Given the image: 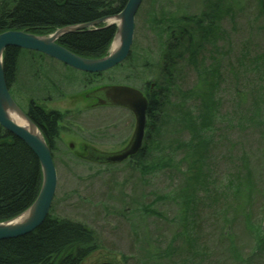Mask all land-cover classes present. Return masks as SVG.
<instances>
[{
  "label": "rangeland",
  "instance_id": "374dc122",
  "mask_svg": "<svg viewBox=\"0 0 264 264\" xmlns=\"http://www.w3.org/2000/svg\"><path fill=\"white\" fill-rule=\"evenodd\" d=\"M209 7L207 0H142L127 60L98 75L20 51L8 87L14 104L46 139L29 111L34 106L59 118L56 135L50 137L57 183L49 216L93 236L90 244L72 245L53 256L54 264L66 257L76 264H237L219 231L226 220L235 219L236 252L247 257L252 241L246 239L264 226V0H217L215 24L197 56L182 53L181 46L167 101L155 113L154 125L148 118L142 160L105 164L87 158L90 149H123L135 121L125 109L93 108L86 92L103 85L147 93L154 84L158 90L165 85L161 57L170 24L203 18ZM113 26L112 40L99 58L112 52ZM61 28L29 33L45 37ZM200 110L206 124L199 122L196 140L187 130L189 118H199ZM237 175L233 182L238 181L241 194L235 200L226 179ZM32 203L6 220L19 217ZM245 264H264V255Z\"/></svg>",
  "mask_w": 264,
  "mask_h": 264
},
{
  "label": "trees",
  "instance_id": "16d2710c",
  "mask_svg": "<svg viewBox=\"0 0 264 264\" xmlns=\"http://www.w3.org/2000/svg\"><path fill=\"white\" fill-rule=\"evenodd\" d=\"M207 1L210 4L209 12L203 18H181L178 23L174 20L175 23L170 24L172 27L167 33V41L161 57V63L164 62L165 85L161 84L158 90L148 96L150 100L147 117L151 125H154L158 120L154 115L162 111L167 101V91L175 80V68L178 57L181 55L179 53L181 46L182 53H190L192 58L196 57L206 42V33L215 24L216 17L213 16L212 7L214 8V3H217V0ZM126 2L127 0H117L116 2L103 0H0V33L9 30L46 33L58 27L88 23L121 12ZM187 21L188 25L185 27L184 24ZM190 22H192V26ZM202 30L205 32L203 33ZM114 31V26L76 31L62 36L59 43L78 56L99 58L105 53ZM166 31L167 29L165 33ZM194 38H198V42H195ZM20 51L17 48L9 47L3 53V70L8 87L15 76L16 61ZM200 111L199 118H189L191 124L187 130L190 136L194 134L196 140L200 138L196 134L199 132L198 128H201L199 122L206 124L203 120L204 112ZM29 116L42 127L45 136L56 135L55 126L57 122L59 123L58 115L42 113L33 106L29 111ZM1 131L0 129V222L11 219L26 209L35 200L41 182L40 166L35 155L18 138ZM49 145L52 149L53 144ZM145 150L146 144H143L142 150L134 156L137 161L143 159L146 154ZM195 161L190 160V163L193 164ZM239 178L238 176L233 180L230 177L226 179L228 189L233 193L235 200H237V194L240 196L241 192L238 189V181H233ZM227 202L230 201L227 200ZM239 214L243 216L247 224L246 228H248V214L243 210ZM235 221L236 219L229 224V221L226 220L219 229L220 236L228 239L230 251L235 254L232 258L235 263H251L253 259L264 255V226L258 225L254 228L256 229L254 237L246 239L248 242L252 241V244L247 250V257L242 258L237 254V248L234 239H232V235L236 232ZM92 237L91 233L81 226L66 220L52 219L48 215L45 221L31 233L23 237L0 240V264H54L53 256L57 258L64 249L72 245L90 244ZM77 253H79L78 257L83 255L82 249H79ZM57 264H76V259L66 257L59 260Z\"/></svg>",
  "mask_w": 264,
  "mask_h": 264
},
{
  "label": "water",
  "instance_id": "95a60500",
  "mask_svg": "<svg viewBox=\"0 0 264 264\" xmlns=\"http://www.w3.org/2000/svg\"><path fill=\"white\" fill-rule=\"evenodd\" d=\"M141 2L142 0H127L122 11L116 16L103 17L92 22L63 27L45 37L36 36L26 31L9 30L0 33V127L22 141L35 155L39 162L42 176L37 197L25 213H22V215L27 214L28 216L19 222L15 221L18 217L13 220L0 222V240L23 237L37 229L49 215L57 183L50 147L33 122L14 104L9 94L3 70L4 51L9 47L34 51L72 69L88 74H101L123 63L129 56L134 37V20ZM114 19L119 20L115 39L118 36L120 43L117 49L114 50L112 47V52L105 57L83 58L56 43L60 37L68 33L97 27L100 24H105L104 28L116 25V22H113ZM108 21L111 22L107 23ZM85 98L96 100V106L125 108L132 113L135 121L131 139L123 149L114 153H97L90 149L87 158L90 161L116 164L138 154L142 148L146 113L149 105L145 96L139 90L129 86L108 85L89 92L85 95ZM8 109H18L20 115L23 116L29 125L38 131L39 136L11 121L6 115V110Z\"/></svg>",
  "mask_w": 264,
  "mask_h": 264
},
{
  "label": "bare ground",
  "instance_id": "6f19581e",
  "mask_svg": "<svg viewBox=\"0 0 264 264\" xmlns=\"http://www.w3.org/2000/svg\"><path fill=\"white\" fill-rule=\"evenodd\" d=\"M113 22H116L117 25L119 24V20H117V19H114ZM82 24H84V23H82ZM76 25H78V24H76ZM68 26H72V25H67V26H63V27H68ZM119 43H120V39L117 36L116 39L113 41V44H112V47L114 50L118 48ZM19 50H21V49H19ZM6 111H7L6 112L7 117L9 119H11V121H13L16 125L28 130L29 132L33 133L34 135L39 136L38 131L29 125V123L23 118V116L20 115V113L18 112V109H8ZM27 216H28L27 214H24V215L16 218L15 221L16 222L23 221Z\"/></svg>",
  "mask_w": 264,
  "mask_h": 264
},
{
  "label": "flooded vegetation",
  "instance_id": "af4514ba",
  "mask_svg": "<svg viewBox=\"0 0 264 264\" xmlns=\"http://www.w3.org/2000/svg\"><path fill=\"white\" fill-rule=\"evenodd\" d=\"M65 67H67V66H65ZM91 75H97V74H91ZM153 86H154V84H151V85L149 86V90H148L147 93L142 92L143 95L145 96V98L147 99L148 103H149V100H150V97H149V99H148V96H150L151 94L154 93ZM98 87H99V86H98ZM98 87H95V88L89 90V92H92L93 90H96ZM89 92H88V93H89ZM88 93H87V94H88ZM87 94H86V95H87ZM91 100H93L94 103L96 104V100H94V99H92V98H91ZM93 108H94V107H93ZM96 108H102V107H96ZM120 109H123V108H120ZM147 120H148V117H147ZM46 141L48 142V144H52L51 142L54 141V138L51 139L50 137H48V138L46 139Z\"/></svg>",
  "mask_w": 264,
  "mask_h": 264
}]
</instances>
